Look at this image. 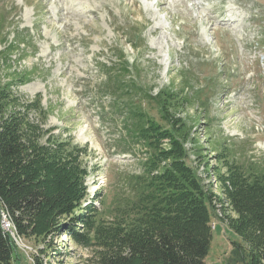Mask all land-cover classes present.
Here are the masks:
<instances>
[{
  "label": "rangeland",
  "instance_id": "1",
  "mask_svg": "<svg viewBox=\"0 0 264 264\" xmlns=\"http://www.w3.org/2000/svg\"><path fill=\"white\" fill-rule=\"evenodd\" d=\"M0 23V49L17 31L28 39L10 54L14 67L30 71L28 82L14 89L28 97L40 92L44 105H51L44 128L89 151L84 157L89 197L60 215L48 233L17 236L11 264H94L97 244H86L80 217L97 210L99 216L87 221L104 223L122 176L140 173L143 153L138 145L135 158L122 152L120 121H111L124 113L111 108L99 89L106 77L101 64L110 62H126L129 76L148 94L169 88L177 94L169 111L190 130L181 141L184 160L199 166L220 198L213 201L217 210L205 264H242L231 251L237 236L222 221L224 208L235 214L216 169L224 172L231 157L264 160V0H0ZM161 100L140 105L160 123ZM160 141L168 148L169 135ZM110 219L104 217L107 227L115 225ZM217 220L223 230L215 228Z\"/></svg>",
  "mask_w": 264,
  "mask_h": 264
},
{
  "label": "trees",
  "instance_id": "2",
  "mask_svg": "<svg viewBox=\"0 0 264 264\" xmlns=\"http://www.w3.org/2000/svg\"><path fill=\"white\" fill-rule=\"evenodd\" d=\"M26 36L17 31L15 40L0 49V264L14 260L17 236L36 238L48 233L60 215L79 208L82 199L89 197L84 163L87 145L49 134L51 129L44 125L51 105H44L40 92L28 97L14 89L30 79V71L14 67L17 61L10 55L28 42ZM117 58L121 61L123 55ZM101 69L106 74L99 84L102 95L113 102L111 108L124 113L111 119L112 123L120 121L122 152L135 158L138 145L143 160L140 173L122 176L121 192L104 211V223L93 219L94 228L95 222L87 221L100 213L97 210L80 217L81 224H86L82 234L86 244H97L94 264H205L217 210L213 201L219 195L198 173L199 166L184 160L187 151L182 142L190 130L183 129L185 122L176 123L169 111L175 108L177 94L171 88L148 94L129 76L126 62L104 63ZM157 96L162 97L158 101L162 123L140 107L141 101ZM165 134L169 135L168 148L160 141ZM225 161V171L216 170L229 210L235 214L231 217L228 208L223 209L222 221H227L239 240L231 242V251L242 264H264V160L241 162L231 157ZM3 215L9 229L2 225ZM104 217L115 225L107 227Z\"/></svg>",
  "mask_w": 264,
  "mask_h": 264
},
{
  "label": "bare ground",
  "instance_id": "3",
  "mask_svg": "<svg viewBox=\"0 0 264 264\" xmlns=\"http://www.w3.org/2000/svg\"><path fill=\"white\" fill-rule=\"evenodd\" d=\"M3 221H2V225H3L4 229H7V227H9V226H8V221H6V216L5 215H3Z\"/></svg>",
  "mask_w": 264,
  "mask_h": 264
},
{
  "label": "crops",
  "instance_id": "4",
  "mask_svg": "<svg viewBox=\"0 0 264 264\" xmlns=\"http://www.w3.org/2000/svg\"><path fill=\"white\" fill-rule=\"evenodd\" d=\"M216 229L219 228L220 230H223V226L221 225V223L218 222L217 226L215 227Z\"/></svg>",
  "mask_w": 264,
  "mask_h": 264
},
{
  "label": "built area",
  "instance_id": "5",
  "mask_svg": "<svg viewBox=\"0 0 264 264\" xmlns=\"http://www.w3.org/2000/svg\"><path fill=\"white\" fill-rule=\"evenodd\" d=\"M2 221H3V220H2ZM3 222H4V221H3ZM218 222H219V223H221V221H220V220H217V223H218Z\"/></svg>",
  "mask_w": 264,
  "mask_h": 264
}]
</instances>
